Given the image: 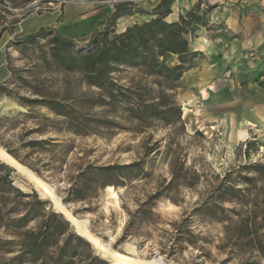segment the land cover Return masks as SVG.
<instances>
[{
    "label": "rangeland",
    "instance_id": "obj_1",
    "mask_svg": "<svg viewBox=\"0 0 264 264\" xmlns=\"http://www.w3.org/2000/svg\"><path fill=\"white\" fill-rule=\"evenodd\" d=\"M125 1L134 10L149 12L160 2L0 0V32H13L19 22L34 15L81 8L77 16L86 21L79 24L84 35L73 39L55 31L86 51L92 34L107 26L114 5ZM200 1L198 13L208 25L187 36L196 55L175 91L168 92L172 98L167 108L158 105L160 87L140 69L115 72L113 85L101 89L88 84L83 74L64 71L54 62L49 53L53 35L27 43L23 42L27 36L14 38L8 43L11 78L0 85V138L12 149H20L22 157L29 151L26 143L50 140L53 147L37 150L30 161L36 169L50 160L53 166L38 174L2 145L0 149L24 169L19 171L1 158L0 164L12 169L14 188L37 194L46 203V212L60 215L72 233L90 244L89 254L108 264H120L122 256L134 259L130 264L159 260L163 264H240L239 259L229 261L223 247L222 218L196 210L226 173L264 163V0H176L167 21H178ZM98 17V29L90 34ZM150 19V15H125L115 28L121 33ZM162 61L171 67L178 64L171 54ZM23 98L64 101L75 111L64 118L45 105L27 107L20 101ZM38 128V133H27ZM87 165L133 167L121 175L101 176L99 181L110 185L97 192L89 186L81 201L68 190L71 178ZM4 174L0 169V175ZM14 194L11 188L5 192L10 198ZM40 221L39 217L27 229ZM181 228L183 237L177 245ZM10 239L5 231L0 233V240ZM98 244L109 252L99 250ZM79 253L80 249L73 254L76 264H85ZM16 255L0 252V264H16L11 261Z\"/></svg>",
    "mask_w": 264,
    "mask_h": 264
},
{
    "label": "trees",
    "instance_id": "obj_2",
    "mask_svg": "<svg viewBox=\"0 0 264 264\" xmlns=\"http://www.w3.org/2000/svg\"><path fill=\"white\" fill-rule=\"evenodd\" d=\"M174 3L175 0H160L150 12L145 9L134 10V5L130 1L116 4L107 26L92 34L86 45V51L78 50L74 40L63 37L50 27L42 28L27 36L23 42L38 40L45 34L53 35L49 43V53L54 62L64 71L83 74L88 84L101 89L113 85L115 72L129 68L140 69L160 87L158 105L167 108L172 98L168 92L175 91L176 83L191 66L196 55L191 50L187 36L197 27L208 25L205 17L198 13L202 1L188 13L181 15L178 21H167L172 14ZM135 14L150 15L151 19L143 23H135L127 27L124 32L118 33L115 28L117 20L122 16ZM6 31L7 29H3L0 32V39ZM169 54L178 58L177 65L171 67L162 61ZM20 101L30 108L35 105H45L56 115L64 118L70 117L71 112L75 111L73 105L67 106L64 101L57 102L44 98L32 100L23 98ZM39 130L38 128L27 133H38ZM52 144L50 140L30 141L25 145L29 151L25 157H22L20 149H12L0 138V145L38 174L44 169H52L53 160L36 169V165L30 161L31 157L37 154L39 149H50ZM64 164L65 162L62 161L60 170H63ZM132 167L97 168L87 165L79 169L71 178L72 185L68 194L84 201L86 196L83 192L89 191V186H95L97 192L110 185L108 181H99L105 174L121 175L123 170ZM0 169L6 172L0 175V233L5 231L13 238L0 240V252L5 255L17 253L11 260L16 264H25L28 260L36 264H76L73 254L80 249L78 256L85 258V264H108L101 257L89 254L90 244L72 233L70 224L61 219L60 215L53 211L46 212L44 209L46 203L40 200L37 194L31 196L14 188L10 167L0 164ZM244 171L249 175H242ZM235 174L239 177L235 178ZM259 182L262 184L259 185ZM9 188L14 190L13 198L5 195ZM25 198H32L33 201L24 202ZM196 211H204L211 216L222 218L224 224L222 243L231 259L229 261L239 259L240 264L264 262V163L241 166L226 173L219 185L199 204ZM39 217L41 218L39 224L34 229H27L29 224ZM182 228L178 231L177 245L183 237ZM188 242L194 245L192 241L188 240ZM13 248L19 250L15 251Z\"/></svg>",
    "mask_w": 264,
    "mask_h": 264
},
{
    "label": "crops",
    "instance_id": "obj_3",
    "mask_svg": "<svg viewBox=\"0 0 264 264\" xmlns=\"http://www.w3.org/2000/svg\"><path fill=\"white\" fill-rule=\"evenodd\" d=\"M175 6L176 0L173 4L172 10H174ZM81 11V8L74 7L68 10H53L46 14L34 15L31 18L19 22L13 29V32L3 33L0 39V85H4L11 78V71L8 67V43L11 40H14V38L29 36L38 32L42 28L49 27L56 29L61 34L76 39L84 33V28L79 26V24L83 25L86 22L83 21V17L77 16ZM180 14H184V12L181 11ZM95 19L96 21L92 24H95V27L92 28V32H89L90 34L98 29L97 22L99 17ZM89 33L87 35H90Z\"/></svg>",
    "mask_w": 264,
    "mask_h": 264
},
{
    "label": "bare ground",
    "instance_id": "obj_4",
    "mask_svg": "<svg viewBox=\"0 0 264 264\" xmlns=\"http://www.w3.org/2000/svg\"><path fill=\"white\" fill-rule=\"evenodd\" d=\"M0 158L2 159V160H4V162L5 163H8V164H10L12 167H14L15 169H17V170H19V171H21V170H23L24 169V167L18 162V161H16L11 155H9L8 153H6L5 151H3V150H1L0 149ZM113 188V187H112ZM112 188H110V189H112ZM47 192H49V191H47ZM50 194H51V190H50V192H49ZM115 192H113V194H114ZM116 197V196H115ZM76 224V223H75ZM78 224H80V223H78ZM85 234V233H84ZM98 249L99 250H103V251H106V252H109V249H108V247H106V246H104L103 244H98ZM113 253V256H115V252L114 251H112ZM109 254H111V253H109ZM104 255V254H103ZM107 254H105V256H106ZM110 257V256H109ZM111 258H113V257H111ZM121 260H120V264H130V262H132L134 259H132V258H130V257H127V256H122L121 258H120ZM138 263V262H137ZM147 263V262H146ZM119 264V263H118ZM139 264V263H138ZM144 264V263H143ZM149 264V263H148ZM150 264H163V262L162 261H152Z\"/></svg>",
    "mask_w": 264,
    "mask_h": 264
},
{
    "label": "built area",
    "instance_id": "obj_5",
    "mask_svg": "<svg viewBox=\"0 0 264 264\" xmlns=\"http://www.w3.org/2000/svg\"><path fill=\"white\" fill-rule=\"evenodd\" d=\"M118 1H115L114 3H117ZM115 6V5H114Z\"/></svg>",
    "mask_w": 264,
    "mask_h": 264
}]
</instances>
